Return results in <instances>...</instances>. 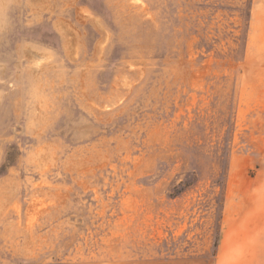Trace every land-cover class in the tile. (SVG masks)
<instances>
[{
  "label": "rangeland",
  "instance_id": "374dc122",
  "mask_svg": "<svg viewBox=\"0 0 264 264\" xmlns=\"http://www.w3.org/2000/svg\"><path fill=\"white\" fill-rule=\"evenodd\" d=\"M263 219L264 0H0V264H217Z\"/></svg>",
  "mask_w": 264,
  "mask_h": 264
},
{
  "label": "crops",
  "instance_id": "0c3cea01",
  "mask_svg": "<svg viewBox=\"0 0 264 264\" xmlns=\"http://www.w3.org/2000/svg\"><path fill=\"white\" fill-rule=\"evenodd\" d=\"M248 226L250 230L259 229L254 221H249ZM223 245L225 250L219 254L217 264H264V234L261 232L246 238L224 240Z\"/></svg>",
  "mask_w": 264,
  "mask_h": 264
}]
</instances>
